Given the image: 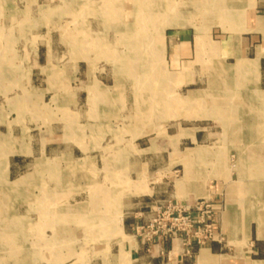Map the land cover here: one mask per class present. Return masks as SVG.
I'll use <instances>...</instances> for the list:
<instances>
[{"label":"crops","instance_id":"1","mask_svg":"<svg viewBox=\"0 0 264 264\" xmlns=\"http://www.w3.org/2000/svg\"><path fill=\"white\" fill-rule=\"evenodd\" d=\"M37 1L0 0V202L10 193L20 202L24 191L35 210L2 217L0 264H63L83 249V232L89 242L101 230L102 247H87L110 251L111 264H264L221 254L218 241L223 235L235 244L264 242V0H191L187 15L159 0H133L134 9L128 0H103L99 8L91 0H63L81 26L97 11L123 29L119 41L128 51L103 45L97 56L67 26L57 35L67 51L54 50L45 17L53 8ZM154 2L155 11H166L153 14ZM132 13L133 32L125 21ZM107 20L90 21L97 30L89 33L100 34ZM151 27L172 30V72L153 84L154 99L147 65L135 72L137 60L148 58ZM99 55L138 76L136 83L127 85L115 67L101 76L94 67ZM185 84L191 118H149L152 104L169 105L170 88ZM52 107L61 113L59 126L50 120ZM217 134L218 147L208 142ZM133 175L139 194L126 192ZM36 187L43 189L39 197L31 194ZM169 199L214 203L215 239L189 253L179 238L143 244L133 227L146 220L151 203Z\"/></svg>","mask_w":264,"mask_h":264},{"label":"rangeland","instance_id":"2","mask_svg":"<svg viewBox=\"0 0 264 264\" xmlns=\"http://www.w3.org/2000/svg\"><path fill=\"white\" fill-rule=\"evenodd\" d=\"M116 1L118 3L120 0H116ZM131 1L133 0H128L126 7L128 8L132 6L134 9V4H132ZM159 1L164 6L166 5V3L173 5L175 8H177V10L179 9V12L183 15L184 14L187 15V13L189 12L191 13V0H159ZM91 2L93 5L99 8L101 7L100 4L101 2H103V0H91ZM37 3L41 5V7L43 8H46V7L53 8V10L47 11L45 17L48 22L51 21V23L53 24L52 33H53V39H54L53 41H55L54 50H56L57 52H66L68 48V47L66 48L65 44H59L57 42V35L61 31L60 26H64L63 29H65V27L67 26V28L73 32L76 30L78 38L83 39L88 45L89 47L88 50L90 51L88 53H90L91 56H94V55L97 56L98 52L103 49V45H105L107 49L108 48L111 49L112 53H114L115 50L116 52H121V53H124V52L126 53L128 51L127 50L128 47L126 48L123 45V43L119 41L120 33H118V31H122L123 29L117 28L118 24H115V23L110 24V21L107 20L108 18H107L106 13L104 14L105 17H100L97 15L98 14L97 11H94V12L89 11L88 14H86V16L84 15L82 18V21H83L82 23H84L85 25L81 26L78 24L79 19L73 20L72 16L69 13H67L65 9H63L62 7L64 3L63 0H38ZM152 8H153L152 13L155 15L166 11V10L162 11L161 9H158L157 11H155V8H156L155 2L152 5ZM165 9H166V6H165ZM188 9L190 10L189 12H187ZM133 13H132L131 18L127 16L125 17L126 19L125 21L127 23L132 24V28H130L132 32L135 30V27H134L135 17ZM36 15H38V12H36ZM44 19H45L44 17L39 16L38 18L39 23H43L45 21ZM102 20H105V21L107 20V24L103 28L101 26L98 28V30L101 33L98 35L93 34V33L90 34L89 32H96L97 28L88 27V23H90V21H94V22L97 21L101 23ZM171 31L172 30L169 27H158L157 29L154 27H151L150 28L151 40L148 42V58L146 60H144L143 58L142 60H137V63L135 62V60L133 61V63L135 62L137 64V67H135L136 69L135 72H137V74H139V64L142 63L143 66L147 65V72L149 75L150 85L155 84L156 80L158 79V77L161 76L162 73L171 74L172 72L173 64L169 56L168 44L166 43V40L168 39V35H170ZM93 42H95L96 45H94ZM73 50H74V47H73ZM94 67L97 71H100L99 74L104 77H106L108 72L110 73L113 67H115L116 72H118V74L121 75L120 79L122 81L126 77L125 79H126L127 85L135 84L138 79V76L136 75L131 76L129 72L123 71L121 68H120L121 69L120 71L119 64L114 59L103 57L101 55H99L98 60L97 59L94 60ZM176 88L177 87H175L174 89L175 91L172 90V88H170L169 92L167 93V97L169 99V103H168L169 105L162 107V109L161 108L156 109L154 108V104L151 103L153 107L149 108V111H148L149 118L151 119L162 118L165 121H169L170 124L172 123V121H175L178 118L181 120L191 118V101L183 97L186 93L185 91L191 88V84H185V85L179 86V91H176ZM155 95L156 93H155L154 85H153V87H150L148 91V97L149 99H154ZM173 101L175 103L174 108H172ZM61 117L62 116L59 111V108L57 109L55 107H52V116L50 120L54 124H56V126L60 125L59 120L61 119ZM40 134L41 133H39L37 130L36 137H38ZM103 142L105 143L107 141H103ZM208 142L210 143V145L218 147L219 144L221 143V140L219 138V135L217 134L216 136H213L211 139H209ZM229 158H230V163L234 165L235 163L234 155L233 154L230 155ZM167 176L170 179L172 178L170 174H167ZM133 180L134 181L131 184V186L130 185L127 186L129 187V189H127L126 192L129 193L131 191L133 193L139 194V192L141 191L142 185H140L141 183L139 179H137L134 175H133ZM121 187L123 188L124 185ZM42 190L43 189L36 187L35 189H32L31 194L33 193L39 197L41 196L40 193ZM262 190H264V188H262ZM0 191H1V188H0ZM5 193H6V190H5ZM18 194H21V197H20L21 199H19L20 202L14 201L15 199L13 198L12 193L9 194V197L7 199H4L3 202H0V217H1L0 223L1 222L4 223L5 221V220L2 221V217L9 218L13 213H16V212L23 213L27 211L29 212L35 211L32 209L33 207H31V205L29 204L27 197H25L27 193L24 191H21V192L18 191ZM221 197L223 198L222 195ZM259 206H260L261 212H264V203L261 202ZM78 239H79L78 243L83 245V249L76 251V252H72L71 253L72 256L69 259H67V261L64 262L63 264H111L112 263L111 257L113 256L111 255L112 253L110 251L108 250L92 251L89 249V247H87L88 245L91 246L92 244H96V243H99V245H101L100 247H102L103 243L106 241L105 240L106 236L102 232V230L100 233H98L97 236L94 237V241L88 242L87 236L84 234V232L82 235L78 237ZM218 241L221 246V251H220L221 254L230 255V256H234L238 254V256H241L242 258L248 261L253 260V259L264 258V242H260L257 244V242L254 239L248 238L245 240H239V242L235 244L234 239L225 237L223 235H221L220 238H218ZM237 249L238 251H236ZM4 254H5V251L0 250V257L3 256ZM41 257L43 259H46L45 256H41ZM41 257H37V258L40 259ZM9 263L11 264L13 262L9 261Z\"/></svg>","mask_w":264,"mask_h":264},{"label":"built area","instance_id":"3","mask_svg":"<svg viewBox=\"0 0 264 264\" xmlns=\"http://www.w3.org/2000/svg\"><path fill=\"white\" fill-rule=\"evenodd\" d=\"M216 217V207L207 199L153 202L148 206L146 220L133 227V234L143 244L179 238L189 253L192 245L201 246L215 239Z\"/></svg>","mask_w":264,"mask_h":264}]
</instances>
